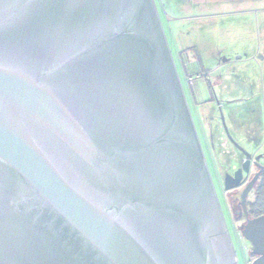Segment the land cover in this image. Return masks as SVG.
<instances>
[{
  "label": "water",
  "instance_id": "1",
  "mask_svg": "<svg viewBox=\"0 0 264 264\" xmlns=\"http://www.w3.org/2000/svg\"><path fill=\"white\" fill-rule=\"evenodd\" d=\"M0 264H237L154 0H0Z\"/></svg>",
  "mask_w": 264,
  "mask_h": 264
},
{
  "label": "rangeland",
  "instance_id": "2",
  "mask_svg": "<svg viewBox=\"0 0 264 264\" xmlns=\"http://www.w3.org/2000/svg\"><path fill=\"white\" fill-rule=\"evenodd\" d=\"M154 2L237 264H246L251 244L223 180L244 153L264 167V0Z\"/></svg>",
  "mask_w": 264,
  "mask_h": 264
},
{
  "label": "flooded vegetation",
  "instance_id": "3",
  "mask_svg": "<svg viewBox=\"0 0 264 264\" xmlns=\"http://www.w3.org/2000/svg\"><path fill=\"white\" fill-rule=\"evenodd\" d=\"M243 154V153H242ZM246 153H244L243 161L240 164V167L235 170L233 175L227 176L223 180V186L225 191L229 194V197L232 199V206L235 207V211H238V216L236 217V222H238L239 228H243V226L247 222V217L245 216L244 206H243V194L248 185L254 180L256 175L260 172V165L255 159L250 156L247 158ZM244 167L248 170L247 172L244 171ZM242 170V174L236 178V173ZM264 177V173L259 176V179L253 186V189L248 194L246 198V208L248 211V219H254V217L250 211L254 202L250 200V197L254 193L258 183L262 181Z\"/></svg>",
  "mask_w": 264,
  "mask_h": 264
},
{
  "label": "trees",
  "instance_id": "4",
  "mask_svg": "<svg viewBox=\"0 0 264 264\" xmlns=\"http://www.w3.org/2000/svg\"><path fill=\"white\" fill-rule=\"evenodd\" d=\"M260 183L261 186L257 193V199L253 203L252 208H250V211L254 217L264 215V177Z\"/></svg>",
  "mask_w": 264,
  "mask_h": 264
},
{
  "label": "built area",
  "instance_id": "5",
  "mask_svg": "<svg viewBox=\"0 0 264 264\" xmlns=\"http://www.w3.org/2000/svg\"><path fill=\"white\" fill-rule=\"evenodd\" d=\"M246 264H252V260L249 258L246 262Z\"/></svg>",
  "mask_w": 264,
  "mask_h": 264
}]
</instances>
